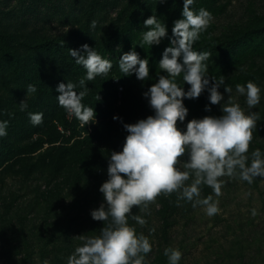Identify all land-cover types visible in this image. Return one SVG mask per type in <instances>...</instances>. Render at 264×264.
Here are the masks:
<instances>
[{
  "label": "clouds",
  "instance_id": "9594fccd",
  "mask_svg": "<svg viewBox=\"0 0 264 264\" xmlns=\"http://www.w3.org/2000/svg\"><path fill=\"white\" fill-rule=\"evenodd\" d=\"M194 3L195 0H184L182 18L174 21L170 37L167 25L159 22L156 16L143 21V27L148 30L142 34L141 47L158 46L163 39L170 41L159 60V68L165 74L159 75L143 93L154 114L136 123L123 124L127 135L122 150L110 152L108 179L99 188L103 203L90 213L95 221H102L105 226L98 236H79L82 243L67 258V264H145L152 244L129 224L130 219L142 227L147 223L143 216L133 214L134 206L145 212L159 195L176 193L177 203L190 202L193 208L200 206L212 217L219 212V201L214 200L213 195L202 198V185L210 187L215 197H219L224 183L221 177L238 176L249 184L256 178L264 179V151L257 148L248 154L252 129L260 119L259 114H246L232 99V87L225 85L223 78L217 80L208 75L205 62L210 53L195 51L194 44L210 26L213 16L203 8L193 10ZM96 27L94 20L91 28ZM69 55L77 65L83 66L86 75L78 85L59 83L55 89L56 99L68 116L76 118L84 127L96 122L95 108L82 103L89 91L86 81L108 75L113 64L88 44L80 49L69 48ZM119 70L124 76L135 74L137 80L145 81L149 78V61L141 59L133 49L120 57ZM181 76L184 86H190L187 90L176 82ZM222 86L224 93L219 90ZM205 91L209 101L205 111L211 112L212 105H219L222 115H207L185 124L189 109L184 101L197 99ZM261 91L253 81L235 87V92L246 98L248 109L260 104ZM36 92L35 85L27 86L26 99L19 103L21 111L27 109L28 97ZM28 115L33 126L43 123V113L29 112ZM113 119L123 123L119 116ZM178 121L184 126L178 127ZM8 127L9 121L0 120V138L8 135ZM185 156L186 170H181L177 164ZM256 214L253 209L252 215ZM164 256L168 264H180L182 252L168 247ZM43 264L49 262L44 260Z\"/></svg>",
  "mask_w": 264,
  "mask_h": 264
},
{
  "label": "trees",
  "instance_id": "16d2710c",
  "mask_svg": "<svg viewBox=\"0 0 264 264\" xmlns=\"http://www.w3.org/2000/svg\"><path fill=\"white\" fill-rule=\"evenodd\" d=\"M14 1H3L6 7L1 15L7 19V22L0 21V118L8 120V113H10L8 108L3 106L4 98L6 94H9L5 93L6 89V91L3 89L5 80L9 78L16 84L17 90L14 89L16 99L18 92H26L29 84L35 85L37 92L27 100L28 107L25 111L20 110V102L16 104L15 116L21 119L15 120L11 129H7L8 135L0 138V168L10 165L13 161L18 162L31 157L46 145H49L51 150L40 155L43 159L42 164L54 158L57 161H64L69 156L72 159H79L80 163L84 159L92 161L90 154L97 145L108 143L123 145L127 135L123 124L136 123L140 120L139 117L132 120L130 117L123 116L121 117L123 123L114 120V116L120 117V115L106 108L101 93L100 99H97L98 96L94 94L91 83H86L89 91L82 103L95 108L96 122L81 127L76 118L69 117L67 112L58 105L56 99L58 93L55 91L58 84L72 82L78 85L79 80L82 79L79 76L84 70L83 66L77 65L69 55V48L80 49L83 44H88L95 48L102 58L108 59L113 64L111 72L121 83L122 92L125 88L132 93L131 87L135 84H141L146 91L156 82L159 75L165 74L159 68V60L165 48L170 46V41L163 39L158 46L143 45L141 47L142 34L148 30L143 27V21L152 15L156 16L159 22L167 25L170 37L174 21L182 18L184 0H28L30 3L27 6V0H19L23 14L18 17V21L21 22L17 24V21L15 23L10 21L17 14L16 7L11 8V3ZM220 1L195 0L191 7L196 11L203 8L212 16H220L227 8V5ZM94 20L97 22V27L92 29L91 22ZM41 22L46 26L47 31L38 26ZM214 26L210 24L194 44L195 51L210 53L209 59L205 62L210 77H215L217 80L224 79L247 59H253V56L263 53L264 26L258 28L246 26L241 30L243 32L235 28L229 34L221 32L218 35L213 32ZM59 29L64 31V35L59 37L53 35ZM68 29L69 31H66ZM22 32H24L23 35ZM69 42H72V45H69ZM133 49L139 53L141 59L149 61V78L145 81L137 80L135 74L124 76L119 70L120 57ZM255 80L254 75H240L232 78L230 85L236 87L237 84L246 85L248 81L255 82ZM176 82L181 87L184 86L182 76L178 77ZM184 87L187 90L190 86ZM76 90L79 92L81 89L78 87ZM207 97L208 93L205 91L197 99L184 101L189 109L185 124L192 119L203 118L205 106L209 104ZM8 103H12V99H9ZM123 108L129 109L126 102ZM29 112L43 113V123L39 126L29 124L30 128L25 125V128L21 127V129L27 130L22 132L16 126L21 120L23 125L26 119L29 120ZM178 127H183L179 121ZM15 135L18 141L13 143L11 140ZM95 149L97 150L98 147ZM250 153L251 151L248 154ZM82 166L81 169L79 168V177L74 178V183L68 176H65L63 181H59L62 187L59 191L60 196L70 195L69 189L64 187L66 184L70 188H78L79 191L74 193L79 194V197H83L81 193L86 194L82 188L92 181L99 169H95V174L92 172L90 175H82L81 170L88 168L87 165ZM203 186L204 193L208 194L209 187ZM79 197L74 198L76 202L81 200ZM156 203L159 208L154 207L153 214L146 215V220L152 221V217L155 220L158 219L163 228L162 231L155 230L150 235L148 232L145 233L147 230H144L145 227L137 229V234L143 233L152 244V251L145 257V264H166L167 259L162 260V255L157 254L159 243H156V239L153 238L167 237V230L172 227L173 218L182 205V201L177 203V197L174 195L157 197ZM72 220L73 223L68 226L70 230L76 222L74 218ZM155 227L151 226L152 230L156 229ZM70 238V236L67 237V239ZM13 247L11 245L9 248L0 249V264H43V261L50 259L52 254L45 248L40 250L39 256L36 257L33 249L27 253L30 246L27 251L21 253H18L19 248ZM20 255H22V261H20ZM66 258L63 256L60 264H64Z\"/></svg>",
  "mask_w": 264,
  "mask_h": 264
},
{
  "label": "rangeland",
  "instance_id": "374dc122",
  "mask_svg": "<svg viewBox=\"0 0 264 264\" xmlns=\"http://www.w3.org/2000/svg\"><path fill=\"white\" fill-rule=\"evenodd\" d=\"M3 1L0 0V21L7 22V19L1 15L6 7ZM220 2L226 4L227 8L222 15L213 16L210 24L215 25L214 34L218 35L221 32L229 34L235 28L241 31L246 26L255 28L264 26V0H221ZM29 3L27 0L26 6ZM13 7H16L17 14L10 21L12 23L17 21V24L21 22L18 21V17L23 14L19 0L11 3V8ZM38 26L47 31L42 22ZM53 35L63 36L64 31L59 29ZM69 45H72V42H69ZM253 57V59H247L233 73L224 78L225 85L231 86L233 89L232 99L234 102L239 103L246 114L249 112L259 114L260 119L257 120L256 127L252 129L253 138L249 145L251 152L257 148L262 151L264 149V51ZM111 71L106 76H97L93 81H86V83H91L95 95L102 94L106 108L110 109L112 113H118L120 117H130L132 120L136 117L145 119L149 115H153V111L143 96L144 87L141 84H135L131 87L132 93L125 88L124 92H120L122 85L120 82V85L115 82L117 77ZM250 74L256 77L254 83L262 90L261 102L253 109L247 108L246 98L239 96L235 92V87L230 85L232 78ZM85 75L86 70L84 69L79 77L84 78ZM3 89L7 90H5L6 92L3 90L5 93H9L4 98L3 106L10 111L7 120L10 130L14 121L21 119V117L15 116L16 104L26 99V92H18L16 99L14 90H17L16 84L9 78L3 82ZM219 90L224 93L223 86ZM30 97L31 95L28 99ZM9 99H12L10 104L8 103ZM227 99L228 96L225 93V100ZM125 102L129 106L127 110L123 108ZM138 107L143 108L138 109ZM211 108V112H206L204 109L203 117L222 115L219 105H212ZM0 120L6 119L0 118ZM22 122L21 120L16 127L21 129L26 125L30 128V119H26L24 125ZM25 130L27 129H21L22 132ZM63 133L65 132L63 131ZM11 141L16 143L17 135L12 137ZM122 146L111 143L97 145L90 154L92 161L84 159L80 163L79 159H72L69 156L64 161H57L54 158V160L50 159L49 162L42 164L41 160L43 159L40 155L51 150L50 146L46 145L31 157L18 162L13 161L10 165L0 168V249L2 247L9 248L12 245L13 248H19L18 253H21L27 251L30 246L27 253L33 249V253L38 257L39 251L47 248L52 253L51 258L47 260L49 264H60L63 256L68 258L75 248L81 245L79 236H98L105 225L100 221H95L90 213L103 203L101 200L103 196L99 188L108 179L107 158L111 151L122 150ZM185 161L186 156L180 158L177 167L186 170L184 169ZM82 165L88 166L81 170L80 174L82 175H90L92 172L95 174V169H99L92 181L82 188L86 194L81 193L83 197H79V194L74 193L79 191L78 188L75 190L66 184L64 187L69 189L70 195L60 196L59 191L62 187L59 185V181H63V178L68 176L74 183V178L79 177V168L81 169ZM220 179L224 183L221 190L222 195L219 197H215L210 187L209 193L205 194L204 186H201L202 198L213 195L214 200L219 201L218 214L209 217L202 207L193 208L190 202L182 201V205L173 218L172 227L167 230V237H152L156 239V243H159L157 254L162 255V260L167 259L164 256V250L173 247L182 252L180 264H264V179L256 178L251 184L240 180L238 176H224ZM187 183L190 184L191 179ZM162 195L164 194L158 197H162ZM171 195L177 197L176 193ZM75 197H79L81 200L76 202ZM83 200L85 204L82 202ZM156 204L155 199L148 205L145 212H141L137 206H134L133 214L141 215L146 219L149 213L153 214L154 207L159 208ZM253 209L257 213L255 216L252 215ZM72 218L76 222L70 230L68 226L73 223ZM146 221V225L143 226L144 230L147 229L145 233H152L151 226H156L154 230L157 232L158 230L162 231L163 228L158 219L155 220L152 217V221ZM129 224L134 226L136 231L142 227L131 219ZM68 236L71 238L67 239ZM67 258L64 264H67ZM22 260V255H20V261ZM166 264H168L167 260Z\"/></svg>",
  "mask_w": 264,
  "mask_h": 264
},
{
  "label": "built area",
  "instance_id": "2783aa9c",
  "mask_svg": "<svg viewBox=\"0 0 264 264\" xmlns=\"http://www.w3.org/2000/svg\"><path fill=\"white\" fill-rule=\"evenodd\" d=\"M115 82H116L118 85H120L118 79H116ZM122 91H123V87L121 86V87H120V92H122Z\"/></svg>",
  "mask_w": 264,
  "mask_h": 264
}]
</instances>
